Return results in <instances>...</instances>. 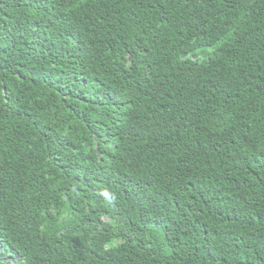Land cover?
Wrapping results in <instances>:
<instances>
[{
  "label": "trees",
  "instance_id": "trees-1",
  "mask_svg": "<svg viewBox=\"0 0 264 264\" xmlns=\"http://www.w3.org/2000/svg\"><path fill=\"white\" fill-rule=\"evenodd\" d=\"M0 264H264V0H0Z\"/></svg>",
  "mask_w": 264,
  "mask_h": 264
},
{
  "label": "clouds",
  "instance_id": "clouds-1",
  "mask_svg": "<svg viewBox=\"0 0 264 264\" xmlns=\"http://www.w3.org/2000/svg\"><path fill=\"white\" fill-rule=\"evenodd\" d=\"M0 206H3V204L1 202H0ZM3 248H4V245H3L2 240L0 239V254H1L2 250H3Z\"/></svg>",
  "mask_w": 264,
  "mask_h": 264
}]
</instances>
